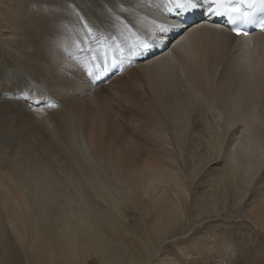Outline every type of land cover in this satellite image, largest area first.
I'll list each match as a JSON object with an SVG mask.
<instances>
[{"label":"bare ground","instance_id":"obj_1","mask_svg":"<svg viewBox=\"0 0 264 264\" xmlns=\"http://www.w3.org/2000/svg\"><path fill=\"white\" fill-rule=\"evenodd\" d=\"M56 1L50 0L49 2L55 5L58 3ZM53 2L55 3L53 4ZM59 2L61 4L55 5V11L51 12L46 7V13L52 16L51 18H41L42 20L59 21L56 27L45 25L39 29L35 27L28 32V35L35 38L32 40V44L36 45L37 41L39 43L37 48L40 50L38 53L35 50L34 54L43 56L42 63L38 62V65L33 66L34 69H37V74L40 75H43L41 72L45 69L44 64L53 65L54 60L56 62L65 60L76 49H84L91 43H96L99 47L103 46L101 38L105 42L107 39L110 40V43L121 53L127 52L132 49L133 42L150 43L151 33L155 34L160 25L167 26L171 23L166 17H170L169 6L167 7L169 0H61ZM69 4H71L70 7ZM36 5L38 10L31 12L43 13L45 6ZM118 6L126 8L127 11L119 12ZM171 6L175 7L173 3ZM104 9H108L111 15ZM195 17L196 19L191 25H186L187 31L169 35L167 39L170 43L166 49L156 52L158 48H154L153 52L156 53L147 58L126 55V61L131 64L135 62L140 64L143 60L154 59L151 60V63L149 61L146 64L142 63L138 69H135L139 75H146L149 88L154 89L156 86L161 93L171 88L167 83L172 79V72L169 69L176 58H182L193 54V52H202L204 53V63L211 59L219 60L228 52V44L239 40L248 50L244 66L245 75L243 72L245 77L241 76V80L242 78L250 80V82L246 80L249 83L245 82V84L249 85L246 88L252 96L264 92V61L259 63L254 60V55L257 53L254 49L264 42V31L251 37L236 38L238 36L230 33L221 24L220 26L211 19H208L209 21L205 19L203 11L196 12ZM160 18L161 22H159ZM204 21H208V23H201ZM199 23L201 25H198ZM180 36L182 38L178 40ZM172 43L176 45L173 50L168 51ZM49 53L51 59H49ZM21 57H25V65H30L28 63L31 60L29 56L22 55ZM0 60L5 63L8 75H0V93L3 94L0 95V112L3 113V116L0 117V125H2L0 126V264H151L152 258L157 259V256L160 255V247L164 246L167 237H173L177 230L175 226L179 224V220L172 211L177 210V207L165 199L164 202L168 208L163 205L158 210L160 208L158 203L152 207L147 202L140 203L135 199V206L141 220L132 222V219L129 218L132 212L130 211L132 197L129 196L126 203L125 199H116L110 195L111 187L107 186L105 178L99 174L91 177L89 168L86 170L87 177L81 176L80 179L68 177V185L66 181L58 180V173L49 176L45 165L37 164L34 160L39 157V154L56 153L57 149L64 151L63 146L67 148L64 143H67L68 136L63 130L62 124L68 115L62 112L63 109L53 101L56 95L54 97L50 95L59 94L60 88L57 87L56 91L52 93L49 89L39 88L33 82L30 83L23 74V64L17 68L16 62L3 51L0 53ZM79 60L83 65V59L79 58ZM113 60L112 65L117 62L121 63L116 59ZM204 63H200L197 69L202 72L205 83L209 84L207 72L203 69ZM93 70L96 71L94 68ZM85 76L88 80L92 78L87 73ZM246 91H242L238 98L243 103H246L248 99L249 93ZM48 102L55 103V107L47 106ZM242 102H238L237 107L241 106ZM28 104L32 107L38 105L45 108L39 113L42 119L48 123L59 125L55 134H51L48 130L45 131L46 135L42 133L44 127L42 125L45 124L38 123L40 119H36L32 111H29ZM149 113L151 114V112ZM147 115L148 113L145 117L153 123L154 115L151 114L148 117ZM256 117L255 113L249 112L246 117L248 126L246 133L239 132L237 129L234 131V135L238 134L239 143H242L243 140L248 143V150L241 154L242 162L237 160V155L230 154L227 159L228 163L221 170H217L218 166L212 170L208 169V166L216 160L212 155H208V148L215 146L214 142L210 141L214 140L217 143V136L220 132L218 125H212L213 128H211L208 115L193 116L192 126L190 124L182 134L180 139L186 155L184 164L188 178H197L198 169L206 168L208 174L200 177L199 181L207 183L212 188L219 185V188L212 193L205 192L204 196L198 198L196 212L200 215L208 213L205 204L212 201V197L226 198L234 191L243 190L246 192L245 194L238 193V203L240 204L249 196V186L264 168V157L259 159L253 155L254 148L250 149V146L254 145L251 139L255 128L262 127V125L256 126ZM88 118H90V114H87L86 119ZM231 120L237 122L238 118ZM111 121L107 118L103 122L105 129H108ZM78 125L77 139L82 152L88 156L80 139L83 130L81 119H79ZM207 126L210 127L206 128ZM251 131L253 133L248 134ZM208 132H210L208 136L212 139L208 143H204V139L207 138L205 134ZM150 134L140 141L149 143V147L150 144L160 143L155 133L151 132ZM15 141H17L16 147V144H13ZM119 145L124 150L122 163L119 165L113 160L115 165H113L112 173L111 165L109 166L107 161L102 164V169L107 174L120 178L124 187L133 186L136 191L141 186L138 173L143 175L141 178L145 176L146 180L149 176L147 171H140L138 159L141 157H138L141 156V153L146 154L150 158L149 161L155 165L157 164L154 157L155 149L148 153L143 152L142 149L137 150L130 147L123 141H119ZM4 154L6 156L3 157ZM110 155L111 152L107 149L108 158ZM8 160L12 163L7 162ZM149 168L152 172L149 180L156 181L158 169L154 166ZM234 169H240L244 173L246 187L242 190L233 187L231 178H223L226 173L230 177L229 171ZM20 174L21 176H19ZM261 179L263 182L260 181V186L264 185V178ZM32 185L33 191L30 190ZM152 185L154 189H159L155 182H152ZM260 186L256 189L257 191ZM5 193L8 194V198L3 197ZM198 194V191L193 194L195 205H197ZM103 195H105L104 198ZM136 196L142 197L140 190ZM151 199L157 201V197ZM98 200L104 201V204L107 205H104L105 211L100 210ZM109 200H111L114 210L118 211V216L117 214L113 215L110 211ZM41 206L43 208L40 213L39 211L33 212L34 208L40 209ZM257 215L264 219V213L258 212ZM147 219L149 220L146 221ZM248 219L253 224H260L251 218ZM137 230H144L145 235L143 237L136 236L135 231ZM13 237L18 238V248L10 239ZM24 237L27 239L25 240Z\"/></svg>","mask_w":264,"mask_h":264},{"label":"rangeland","instance_id":"obj_2","mask_svg":"<svg viewBox=\"0 0 264 264\" xmlns=\"http://www.w3.org/2000/svg\"><path fill=\"white\" fill-rule=\"evenodd\" d=\"M47 1L0 0V53L3 51L7 54L16 62L17 68L23 64V74L30 83L33 82L39 88L49 89L52 93L59 87V94H50L51 97L56 95L55 99H51L63 109L62 112L68 115L62 124V128L68 136L67 143H64L67 148L63 146L64 151L57 149L56 153L39 154V157H36L34 161L37 164H44L49 176L58 173V180L66 181L67 185L68 177L79 179L82 178L81 176L87 177V168L91 170V177L95 174L104 177L107 186L111 187L110 195L116 199H125L126 203L128 197H132V207L130 208L132 212L129 215L132 222L133 220H141L139 211L135 206V199L140 203L147 202L152 207L158 203L160 205L158 210L163 205L168 208L164 202L165 199L176 206L177 210L172 211L179 220V224L175 226L177 230L173 237H167L164 246L160 247V255L157 256V259L153 257L151 264H220L225 246L232 240H238L245 244L249 257H256L261 251H264V219L257 215L258 212L264 213V185H259L260 181L263 182L261 178H264V168L249 186V196L240 204L238 203V193H246L242 190L246 187L244 173L240 169L229 171L230 177L226 173L223 178H231L233 187L242 191H234L226 198L212 197L213 200L205 204L208 213L200 215L196 212L198 198L204 196L205 192L212 193L219 188V185L212 188L207 183L199 181L200 177L208 174L206 168L198 169L197 178H188L184 164L186 155L180 139L190 124L192 126L193 116L208 115L211 126L218 125V130H220L217 143L214 140L210 141L214 142L215 146L208 148V155H212L216 160L208 166V169L212 170L218 166L217 170H221L228 163L227 159L230 154L237 155V160L242 162L241 154L248 150V143L246 140L239 143L238 134L234 135V131L237 129L239 132L246 133L248 131L246 117H248L249 112H253L257 115L256 126L262 125V127H256L254 133L253 131L248 132V134L253 133L251 141L254 145H251L250 149L253 150L254 148L253 155L259 159L264 157V92L252 96L246 88L249 86L245 84L247 78L246 80L242 78L244 82L241 80V76H244L246 72L244 66L248 53L242 42L235 40L230 45L228 44V52L219 60L211 59V61L204 63V53L202 52H193V54L182 58H176L169 69L172 72V79L167 83L171 88L162 91V93L156 86L154 89L149 88L146 75H139L135 71L142 63H151L154 59H151L152 61L143 60L140 64L136 62L131 64L126 61L125 57L128 54L133 55V48L129 49L128 53L124 51L121 53L107 38V42L101 38V44L105 43L106 46L99 47L96 43H91L84 49L74 50L65 60H58L57 62L54 60L53 65L44 64V72H41L43 75H40L37 74V69H34L33 66L42 63L43 56L34 54L35 50L37 53L40 50L37 48L39 43L37 41L36 45H33L32 40L35 38L28 35V32L35 29L34 21L36 19L52 17L46 13L47 8L52 12L55 11V5L61 4L59 2L61 0H57L56 3H58L55 5H52L50 0ZM8 4L9 6L11 4L10 8ZM35 4L45 6L43 13L31 12L38 10ZM127 8L132 7L128 6ZM166 17L167 20L171 21L170 17ZM161 21L160 18L159 22ZM201 23H208V21ZM155 34L151 33L152 37ZM181 38L180 36L178 40ZM175 43H172L168 51L173 50ZM43 45L45 44L43 43ZM262 47L264 48V42L254 49L257 52L254 55V60L259 63L264 61V49ZM22 55L29 56L31 60L28 63L30 65H25V57H21ZM79 58L83 59V65ZM76 59L78 60L76 61ZM113 59L120 60L125 69L121 75H113L110 79L108 78L107 82L103 83L100 73L102 74V71L110 68L111 62H114ZM200 63H204L203 69L207 72L209 84L205 83L202 72L197 69ZM5 69V63L0 60V75L8 76ZM84 72L92 76V81L88 80ZM63 73H70L75 77V80L67 79ZM247 81L250 82V80ZM242 83L244 84L242 85ZM68 85L75 89L71 94L65 92V87ZM246 90L249 95L244 104L238 98L241 92ZM57 96L58 98H56ZM238 102H242L239 107H237ZM28 107L31 108L35 118L40 119L38 123L45 124L42 125L44 126L42 131L44 135H46V130L50 131L51 134L56 133L59 125L48 123L42 119L39 113L45 110L43 106L32 107L28 104ZM149 112L154 115L153 123L145 117L147 113L149 116L151 115ZM87 114H90L88 119H86ZM107 118L112 121L109 123L108 129H105L103 122ZM233 118H238L237 122L231 120ZM79 119L83 124L80 139L88 156L82 152L80 142L77 139ZM199 119L201 120V118ZM151 132L156 134L160 143L150 144L149 147V143L141 142L140 139ZM209 133L205 134L207 138L204 139V143H208L212 139L208 136ZM149 136L151 137V134ZM119 141H123L137 150L142 149L143 152L150 153L155 149L154 157L157 161L155 165L149 161L150 158L146 154L141 153V156L138 157H141L138 159L140 171H147L149 176L146 180L145 176L141 178L143 175L138 173L141 186L136 191H134L133 186L124 187L120 178H115L102 169V164L107 161L106 163L111 165L112 173L113 165H115L113 160L119 165L122 163L124 150L119 145ZM16 143L17 141L13 142V144ZM59 148L62 149L60 146ZM107 149L111 152L109 158ZM7 162L12 163L9 160ZM153 166L158 169L156 181L149 180L152 176L149 167ZM152 182L157 184L158 190L154 189ZM259 186V191H257ZM30 190L33 191V185ZM139 190L142 197L136 196ZM197 191L199 194L196 200L197 205H195L193 194ZM7 196V193L3 195V197L8 198ZM102 197L104 198L105 195ZM152 197H157V201L152 200ZM98 202L100 210L105 211L104 201L98 200ZM109 202L110 211L113 215L117 214L118 216V211L114 210L111 200ZM42 208L43 206L40 209L34 208L33 212L39 211L40 213ZM248 218L258 221L260 224H253ZM143 231L137 230L135 235L143 237L145 235ZM24 238L27 239V237ZM10 239L18 248V238ZM257 264H264V262L258 259Z\"/></svg>","mask_w":264,"mask_h":264},{"label":"snow or ice","instance_id":"obj_3","mask_svg":"<svg viewBox=\"0 0 264 264\" xmlns=\"http://www.w3.org/2000/svg\"><path fill=\"white\" fill-rule=\"evenodd\" d=\"M170 2L175 5L174 8L169 9V15L172 22L167 24V26L160 25L157 28L155 36L150 37V43L144 41L133 42V55L147 58L153 54L154 48H167L170 43L167 38L171 33L181 34L184 31H187V26L182 20V17L185 14L203 11L207 15L227 16L229 23L232 24H234L237 19L244 23L253 22V17L250 12H241V9L238 6H233V0H170ZM235 3L237 5L241 3L249 4L251 7L250 0H235ZM261 3H264V0H261ZM213 5H215V7H213ZM117 10L122 13L127 11L126 8L120 6L117 7ZM104 11L111 15V12L108 9H104ZM234 13L239 15L234 17ZM34 24L37 29L45 25L48 27H56V25L59 24V21L36 19ZM258 26L264 31V20L259 22ZM233 31L237 36L248 34L247 32H243L239 27H234ZM48 55L49 59H51V54L49 53ZM63 75L69 80H75V77L70 73H63ZM74 90V87L71 85L65 87V92L67 94H71ZM0 95L3 94L0 93ZM29 111H31V108H29ZM2 116L3 113L0 112V117ZM258 259L264 262V251H261L256 257H249L247 246L238 240H232L225 246L220 264H257Z\"/></svg>","mask_w":264,"mask_h":264}]
</instances>
